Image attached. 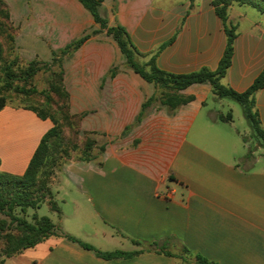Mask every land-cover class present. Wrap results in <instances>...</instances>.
I'll return each mask as SVG.
<instances>
[{
  "label": "crops",
  "instance_id": "crops-1",
  "mask_svg": "<svg viewBox=\"0 0 264 264\" xmlns=\"http://www.w3.org/2000/svg\"><path fill=\"white\" fill-rule=\"evenodd\" d=\"M1 1L19 62H51L53 52L94 32L62 57L61 72L69 111L80 115L79 130L103 149L94 147L93 160L64 165L50 185L59 208L49 210L50 220L102 252L173 242L216 264H264V156L249 150L247 158L245 131L233 119H218L231 112L246 121L241 105L215 96L208 82L193 84L181 91L191 101L172 112L152 104L135 123L155 87L125 64L116 42L79 0ZM250 9H227L236 37L221 82L236 92L264 68V16ZM98 12L108 27H123L138 52H156V66L168 73L213 71L226 45L211 0H103ZM113 66L118 71L109 77ZM254 100L264 129V84ZM51 126L24 106L6 104L0 110V172L22 174ZM2 264L189 263L153 251L103 259L49 237Z\"/></svg>",
  "mask_w": 264,
  "mask_h": 264
},
{
  "label": "trees",
  "instance_id": "trees-1",
  "mask_svg": "<svg viewBox=\"0 0 264 264\" xmlns=\"http://www.w3.org/2000/svg\"><path fill=\"white\" fill-rule=\"evenodd\" d=\"M103 0H79L85 9H87L100 28L105 30L107 35H110L116 42L121 53L124 56L125 64L137 73L146 82L152 83L155 87V94L144 101L141 105V110L136 117L135 123H138L147 108L152 104L164 105L172 112L176 107L186 104L193 99L192 96H185L181 91L193 84H201L208 82L211 85L212 92L218 98L228 97L238 102L242 107V113L247 121L251 131L254 132L257 140L264 148V129L260 126L257 111L254 109L255 93L263 87L264 84V68L254 79L252 84L243 92H236L224 85L221 80L225 76L227 69L230 66L233 55V41L236 37V26L227 22V9L229 6L236 4L240 6H248L264 16V0H211L215 14L222 22L223 30L226 36V45L221 58L215 70L211 71L207 68H201L186 74H172L160 70L155 64L156 52L151 56L138 52L132 45L128 34L121 26L108 27L105 19H103L99 12L98 6ZM193 1V0H190ZM0 15L4 18L6 23L0 25V35L4 36L5 42L8 44V49L12 51V60L5 63L4 54L5 48L0 40V74L4 75V84L0 85V110L6 105L7 97L4 92L6 89L12 87V83L16 78L13 72V66L17 64V58L13 57V32L14 28L9 23V16L6 6L0 0ZM94 33L85 34L80 39L67 44L58 53H52L51 62L32 61L27 63V68L24 70L26 75H33L39 71L41 67L51 66L56 63L58 71L55 72V80L50 84L53 89L64 102L62 105V112L65 117H70L72 120L71 128L73 134L91 137L88 133L81 132L78 128L80 115L71 114L68 106V94L62 84L61 59L64 55L70 53L85 42L90 35ZM166 44L160 46L161 50ZM147 57L146 62H140L139 59ZM38 65V66H37ZM29 71V72H28ZM118 71L117 66H113L109 70V77H113ZM165 87V92H159V88ZM21 93L29 95L28 93H36V90H20ZM48 100L49 97L47 96ZM46 106H49L47 103ZM26 109L33 111L41 119H49L52 123L41 137L39 144L34 150L25 171L20 175H13L5 172H0V214L5 218L0 220V231L11 229L12 233L3 234L5 245L1 250L0 264L6 258L17 255L25 249L33 248L35 245L43 242L49 237H60L67 241L75 242L84 249L93 250L95 254L103 259L114 258H129L144 251H153L167 256H175L181 258L189 264H216L206 258L192 254L185 247L181 246L180 250L186 255L185 257L173 254L167 251L161 242H151L142 247L139 241H132L134 244L141 246L139 250L125 252L115 250L111 252H102L95 249L93 246L63 232L60 227L54 224L47 216H36L32 214L31 221L27 220L25 213L27 209L39 208L41 204L45 203L49 210L59 212L55 201L52 200V193L49 188V177L53 172L55 162L57 160L58 152H63V137L62 129L59 120L55 115L46 112L44 109L36 107L24 106ZM218 119L223 122L231 121V113L227 112L225 115H219ZM245 142V137L242 138ZM95 145V139H89L85 142L81 157L78 160L89 161L94 159V152L92 149ZM103 148L100 147L99 151ZM250 157V151L245 155Z\"/></svg>",
  "mask_w": 264,
  "mask_h": 264
},
{
  "label": "rangeland",
  "instance_id": "rangeland-1",
  "mask_svg": "<svg viewBox=\"0 0 264 264\" xmlns=\"http://www.w3.org/2000/svg\"><path fill=\"white\" fill-rule=\"evenodd\" d=\"M250 8V7H248ZM254 10V9H250ZM255 11V10H254ZM256 12V11H255ZM5 24L6 21L0 15V25ZM0 40L5 48V54H4V61L5 63L10 62L12 60V51L8 49V44L5 42L4 36L0 35ZM140 62H146L148 60L147 57L143 59H139ZM27 63L19 62L17 61L16 66H13V72L16 75V78L14 79L12 83V87L6 89L7 91L4 92L5 96L7 97V103L8 105H17V106H30V107H36L38 109H44L46 112H49L59 120L60 127L62 129V137H63V152H58L57 154V160L55 162V167L53 169L52 174L49 177V188L51 190L50 185L53 182H57V179H59L60 174L63 173L64 165L72 160V159H79L81 157V153L84 147V144L87 140L93 139V137H86L82 135H76L73 134L71 123L72 120L70 117L66 118L65 114L62 112L63 103L62 99L59 98L57 93L53 91V89L50 88V84L55 80V72L58 71L56 63H52L51 66H45L41 67V69L37 72H35L33 75L29 76L26 75L24 70L27 68ZM38 66V65H37ZM29 72V71H28ZM4 75L0 74V85L4 84ZM21 89L29 90L34 89L36 90V93H28L29 95L21 93ZM164 89H167L165 87L159 88V92H165ZM49 97L47 100L46 97ZM49 104V106H46V104ZM231 113V112H230ZM232 121L234 123V126H236L241 131L244 130L247 134L245 136V143H247L248 150L253 151L256 156H264V148L261 146V143L257 140L256 136L254 135V132L251 131V129L247 130V123L242 117L237 115V113L232 114ZM243 120V121H242ZM243 133V132H241ZM98 143L95 140V145ZM100 148L99 146H96ZM95 152L94 148L92 149V153ZM52 193V192H51ZM53 199L57 201V197L53 196ZM56 203V202H55ZM32 214L36 216H47L50 214L48 206L43 203L39 208L34 209H27L26 213L24 214L26 219L31 221ZM5 217L0 214V220H3ZM12 233L11 229L0 231V257L2 256L1 250H3L5 241L3 238L4 233ZM164 248L167 251H170L173 254L181 255L185 257L186 255L180 250L181 246L174 244L173 242L170 244V242L164 246Z\"/></svg>",
  "mask_w": 264,
  "mask_h": 264
}]
</instances>
